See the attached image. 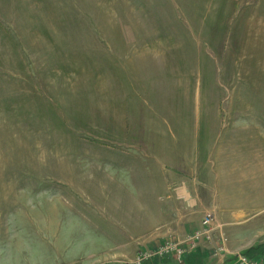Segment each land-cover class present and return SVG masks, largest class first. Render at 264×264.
Returning a JSON list of instances; mask_svg holds the SVG:
<instances>
[{"label": "rangeland", "instance_id": "1", "mask_svg": "<svg viewBox=\"0 0 264 264\" xmlns=\"http://www.w3.org/2000/svg\"><path fill=\"white\" fill-rule=\"evenodd\" d=\"M197 172L251 218L172 229L160 184ZM254 246L236 264H264V0H0V264Z\"/></svg>", "mask_w": 264, "mask_h": 264}, {"label": "crops", "instance_id": "2", "mask_svg": "<svg viewBox=\"0 0 264 264\" xmlns=\"http://www.w3.org/2000/svg\"><path fill=\"white\" fill-rule=\"evenodd\" d=\"M195 173L191 179L187 174L181 175L180 177H176L173 175H168L167 179L163 181L160 186H163L165 189V197L168 203H176L178 207L181 208L180 211L176 215H172V218H175L172 229H178L180 222L178 219H183L188 216H194L198 214V217L201 218L203 215L209 213L213 216L215 220L220 219H228L232 220L231 222L241 220H245L246 218H251L250 212L254 211L251 207H243L242 205H238L237 202H233V200H218L211 193L215 192L212 188L209 187L208 184H205V180L203 178H199L201 185L199 184L197 175H202ZM180 178V180L178 179ZM207 182V181H206ZM197 185L203 187L202 192H197ZM183 211L186 214H182ZM231 222H227L225 224H230ZM182 223V222H181ZM219 223V222H218ZM170 222H168V225ZM172 231V230H171ZM173 232V231H172ZM235 234L238 236L239 232L235 231ZM255 247V246H254ZM258 247V246H256ZM252 248L257 250L258 248ZM245 252V251H244ZM204 255L202 254V257ZM233 261L232 257H226L225 259L219 261H211L208 264H228ZM264 262V261H263ZM191 264H203V260L200 259V262L197 258L190 259Z\"/></svg>", "mask_w": 264, "mask_h": 264}, {"label": "built area", "instance_id": "3", "mask_svg": "<svg viewBox=\"0 0 264 264\" xmlns=\"http://www.w3.org/2000/svg\"><path fill=\"white\" fill-rule=\"evenodd\" d=\"M208 221H209V218H205L203 224H207ZM232 256H234V261L230 264H236L239 260L245 261L244 260L245 256L242 254H232ZM244 264H247V263H244ZM250 264H252V263H250Z\"/></svg>", "mask_w": 264, "mask_h": 264}, {"label": "trees", "instance_id": "4", "mask_svg": "<svg viewBox=\"0 0 264 264\" xmlns=\"http://www.w3.org/2000/svg\"><path fill=\"white\" fill-rule=\"evenodd\" d=\"M256 248H258V247H256ZM251 250H255V249H250L249 251H245V252H243V255L248 256V254H249V252H250Z\"/></svg>", "mask_w": 264, "mask_h": 264}]
</instances>
